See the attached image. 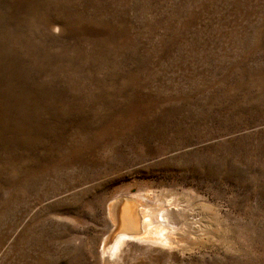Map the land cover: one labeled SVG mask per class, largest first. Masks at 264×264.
Instances as JSON below:
<instances>
[{"label": "rangeland", "instance_id": "obj_1", "mask_svg": "<svg viewBox=\"0 0 264 264\" xmlns=\"http://www.w3.org/2000/svg\"><path fill=\"white\" fill-rule=\"evenodd\" d=\"M0 264H264V0H0Z\"/></svg>", "mask_w": 264, "mask_h": 264}, {"label": "bare ground", "instance_id": "obj_2", "mask_svg": "<svg viewBox=\"0 0 264 264\" xmlns=\"http://www.w3.org/2000/svg\"><path fill=\"white\" fill-rule=\"evenodd\" d=\"M119 205V204H118ZM135 205V204H134ZM142 212V211H141ZM144 212V211H143ZM133 213V212H132ZM138 213V212H137ZM114 214H115V216L117 217V216H119L120 215V211H118V212H114ZM129 214V213H128ZM134 214V213H133ZM121 216H122V214H121ZM141 216V215H140ZM143 216V215H142ZM141 216V217H142ZM146 216V215H145ZM144 216V217H145ZM136 217V216H135ZM134 217V219L133 218H131V219H129V223L130 224H134L135 225V228H137V230H139L140 232H141V227L139 226V224L137 223V220H136V218ZM149 217V216H148ZM124 218V217H123ZM143 218V217H142ZM145 219V218H144ZM152 219V218H151ZM123 220H126L125 218L123 219ZM138 221H140V219L138 220ZM153 221V220H152ZM141 222V221H140ZM144 224V223H143ZM142 224V225H143ZM152 224V223H151ZM144 227V229H145V235L144 236H142L141 237V235L142 234H140V238H138V239H142V238H144V237H149V238H151V237H153V238H158V239H160L162 242H165V243H167V237L165 238V236L164 235H162L161 236V234H158V233H154V231L152 232V231H149V230H147L146 231V227H147V225H145V226H143ZM150 229V228H149ZM154 229V228H153ZM135 236H137L136 235V233L135 232H132L131 234H127V236H123V237H121L118 241H117V243H116V245H115V247H114V249H112V251H110V255L111 256H115L116 254H117V252L119 251V249L121 248V247H123V245L126 243V241H128V240H130L129 238H134ZM139 236V235H138ZM169 239V238H168Z\"/></svg>", "mask_w": 264, "mask_h": 264}]
</instances>
